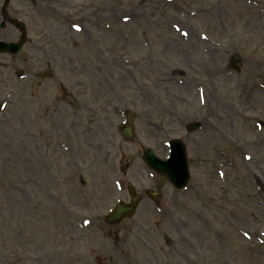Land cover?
<instances>
[{
	"label": "rangeland",
	"instance_id": "1",
	"mask_svg": "<svg viewBox=\"0 0 264 264\" xmlns=\"http://www.w3.org/2000/svg\"><path fill=\"white\" fill-rule=\"evenodd\" d=\"M250 1L10 0L28 43L0 56V264H264V0ZM168 137L192 148L186 191L141 169L140 146ZM128 186L136 215L97 227Z\"/></svg>",
	"mask_w": 264,
	"mask_h": 264
}]
</instances>
